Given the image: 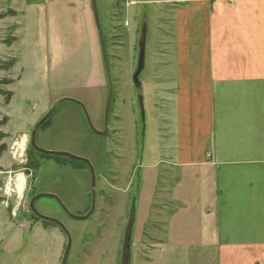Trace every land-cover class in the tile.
<instances>
[{"label":"rangeland","instance_id":"rangeland-1","mask_svg":"<svg viewBox=\"0 0 264 264\" xmlns=\"http://www.w3.org/2000/svg\"><path fill=\"white\" fill-rule=\"evenodd\" d=\"M189 1L96 0L112 86L107 134L101 137L88 124L89 120L95 130L103 131L109 89L91 0H0V14L5 15L0 19V264H60L66 237L57 226L31 212L29 203L34 196L54 195L75 216L90 210L88 167L43 155L30 146L35 125L52 108L36 130L35 145L43 151L85 159L95 175V209L85 221L71 220L55 199L34 202L37 213L59 221L67 230L71 249L66 264L155 262L157 255L150 251L153 233L164 229L166 215L174 209L169 203L174 179L161 168L155 184L145 168L148 157L155 156L158 131L167 133L162 121L164 99L159 100L165 94L159 90L169 82L152 63L157 58L160 69L168 68L162 61L176 52L174 13ZM144 24V68L138 91L132 78ZM222 87H231L232 92L221 94L223 100L219 95L208 100L205 106L211 136L220 140L229 134L231 124L234 135L237 123L236 146L241 157L256 160L241 169L247 182L263 195L264 81L247 78ZM178 97L176 93V106ZM63 99L78 101L82 108L71 102L57 105ZM197 110L186 116L195 131L202 124ZM222 110L232 119L219 131L215 111ZM12 145L16 150L13 159ZM224 168L233 182H246L235 167ZM208 213L213 215L212 210ZM188 262H195L192 255H175L173 261Z\"/></svg>","mask_w":264,"mask_h":264},{"label":"crops","instance_id":"crops-1","mask_svg":"<svg viewBox=\"0 0 264 264\" xmlns=\"http://www.w3.org/2000/svg\"><path fill=\"white\" fill-rule=\"evenodd\" d=\"M241 1L190 0L182 4L174 13L175 55L168 53L162 61L169 65L168 71L158 67L160 59H153L156 72L169 82L159 90L165 94L159 100L171 105L162 103L167 133L158 131L155 156L148 157L145 168L155 184L161 168L174 179L169 190L174 209L167 213L164 229L153 233L150 251L157 256L150 264H181L173 263L175 255H192L195 262L183 264H264V194L247 182L241 169L256 160L241 157L236 122L234 135L231 124L229 134L220 140L211 136L206 122L207 101L218 95L223 100L222 95L232 92L223 84L247 78L264 81V0ZM196 108L202 123L197 131L192 122H186L187 114ZM215 112L222 131L232 116L227 117L226 110ZM229 154L234 158H228ZM225 166L235 167L246 182H233ZM165 255L169 262L164 261Z\"/></svg>","mask_w":264,"mask_h":264},{"label":"water","instance_id":"water-1","mask_svg":"<svg viewBox=\"0 0 264 264\" xmlns=\"http://www.w3.org/2000/svg\"><path fill=\"white\" fill-rule=\"evenodd\" d=\"M91 6H92V11H93V17H94V22H95V27L98 33V37H99V44L101 47V54H102V61H103V65L105 68V72L106 75L108 77V84H109V89H108V94H107V99H106V103H105V108H104V127H103V131L99 132L97 130H95L89 120H88V124H89V128L91 130V132L97 136H105L107 133V121H108V116H109V111H110V106H111V100H112V86L110 84V80H109V66H108V59H107V55H106V51H105V46H104V41H103V35H102V31H101V27H100V22H99V17H98V12H97V6H96V0H91ZM145 32H146V28H145V24L142 27V31L139 37V41H138V57H137V66H136V70L133 74V78L132 81L134 83V86L136 88V90H141V83L139 81V76L144 68V56H145V43H146V39H145ZM64 102H71L76 104L77 106L82 108V105L78 102L75 101L73 99H63L62 101L58 102V104L64 103ZM138 103L140 106V110H141V116L143 119V102H142V98L139 96L138 97ZM53 111V108L48 112V114L38 123L35 125L33 131L31 132V137H30V146L38 153H41L43 155H49V156H56V157H65V158H69L71 160L74 161H80L83 162L84 164H86V166L88 167L90 174H91V206H90V210L88 211V213L84 216H75L70 214L65 208L64 206L60 203V201L54 196V195H50V194H39L34 196L29 203L30 206V210L31 212L35 215L36 218L45 221V222H49V223H53L55 224L65 235L66 237V245H65V249L60 261V264H66L67 263V259L69 257V253H70V249H71V239L70 236L67 232V230L65 229V227L56 220L53 219H49L46 217H43L42 215H40L39 213H37V211L34 208V202L37 201L38 199L41 198H52L55 199L57 201V203L59 204V206L61 207V209L64 211V213L67 215V217H69L71 220L74 221H85L87 220L94 212L95 209V192H94V187H95V175H94V171L93 168L91 166V164L85 160V159H81L75 156H71L69 154L66 153H52V152H47V151H43L41 149H39L36 145H35V133L37 128L51 115Z\"/></svg>","mask_w":264,"mask_h":264},{"label":"trees","instance_id":"trees-1","mask_svg":"<svg viewBox=\"0 0 264 264\" xmlns=\"http://www.w3.org/2000/svg\"><path fill=\"white\" fill-rule=\"evenodd\" d=\"M4 16H5V15L0 14V19L4 18ZM59 105H60V104H59ZM0 125H3V124L0 123ZM0 136H1V135H0ZM2 150H3V149H0V151H2ZM1 153H2V152H1ZM1 153H0V154H1ZM50 157H53V156H50ZM54 158H56V157H54ZM57 158L69 159V158H65V157H57ZM57 158H56V159H57ZM70 160H71V159H70ZM71 161H73V162H80V161H74V160H71ZM81 163H82V162H81ZM85 165H86V164H85ZM86 167H87V166H86ZM46 223H49V222H46ZM50 224L56 226V225L53 224V223H50Z\"/></svg>","mask_w":264,"mask_h":264},{"label":"built area","instance_id":"built-area-1","mask_svg":"<svg viewBox=\"0 0 264 264\" xmlns=\"http://www.w3.org/2000/svg\"><path fill=\"white\" fill-rule=\"evenodd\" d=\"M10 154H11L12 159L16 158V150H15V147L13 145L10 147Z\"/></svg>","mask_w":264,"mask_h":264},{"label":"flooded vegetation","instance_id":"flooded-vegetation-1","mask_svg":"<svg viewBox=\"0 0 264 264\" xmlns=\"http://www.w3.org/2000/svg\"><path fill=\"white\" fill-rule=\"evenodd\" d=\"M140 91V90H139ZM107 134V133H106ZM89 170V169H88ZM89 173H90V171H89ZM91 200V199H90Z\"/></svg>","mask_w":264,"mask_h":264}]
</instances>
